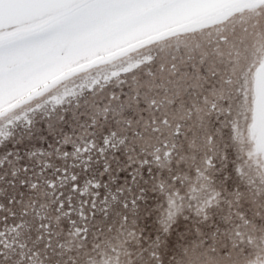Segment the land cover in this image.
<instances>
[{
	"label": "snow or ice",
	"instance_id": "snow-or-ice-1",
	"mask_svg": "<svg viewBox=\"0 0 264 264\" xmlns=\"http://www.w3.org/2000/svg\"><path fill=\"white\" fill-rule=\"evenodd\" d=\"M0 264H264V0H0Z\"/></svg>",
	"mask_w": 264,
	"mask_h": 264
}]
</instances>
